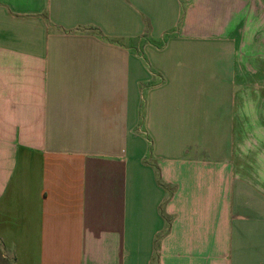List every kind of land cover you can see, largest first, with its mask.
I'll return each instance as SVG.
<instances>
[{"label": "crops", "instance_id": "0c3cea01", "mask_svg": "<svg viewBox=\"0 0 264 264\" xmlns=\"http://www.w3.org/2000/svg\"><path fill=\"white\" fill-rule=\"evenodd\" d=\"M252 1L0 0L7 256L264 264Z\"/></svg>", "mask_w": 264, "mask_h": 264}, {"label": "rangeland", "instance_id": "374dc122", "mask_svg": "<svg viewBox=\"0 0 264 264\" xmlns=\"http://www.w3.org/2000/svg\"><path fill=\"white\" fill-rule=\"evenodd\" d=\"M248 9L250 11V13H248L249 16H247V43H249L248 48L251 46L249 50H252L254 52L257 51L256 53H259V52L264 53V6H263V3H262V6H260L258 2L252 1ZM210 11L211 10L209 9L208 12ZM208 15L210 14L208 13ZM210 19L211 18H207V20H210ZM204 20H206V18H204ZM196 25L197 24L192 23L189 25V27H191V30H193L192 28ZM202 26L204 27L205 30H208V31H210V29L212 28L211 25L207 24L206 22L202 23ZM251 37L252 39H250ZM147 43H148L147 40H145V42H141L139 50H140L141 59L146 60L147 65H149L148 57H145L143 49H142ZM263 59H264V56L252 58L253 61L251 64L253 65L252 66L253 69H257V71H259L260 68H263V64H262L264 62ZM247 63L249 64L248 58H247ZM254 65L257 67H255ZM259 65H260V68H259ZM259 78L260 76L257 75L256 79H259ZM262 78L264 79L263 76ZM8 257L12 258L13 256L10 255Z\"/></svg>", "mask_w": 264, "mask_h": 264}, {"label": "trees", "instance_id": "16d2710c", "mask_svg": "<svg viewBox=\"0 0 264 264\" xmlns=\"http://www.w3.org/2000/svg\"><path fill=\"white\" fill-rule=\"evenodd\" d=\"M5 252L6 247L3 241L0 239V264H16L17 258L15 256L9 258Z\"/></svg>", "mask_w": 264, "mask_h": 264}]
</instances>
